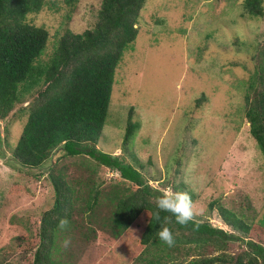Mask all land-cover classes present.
Returning a JSON list of instances; mask_svg holds the SVG:
<instances>
[{"label":"rangeland","instance_id":"1","mask_svg":"<svg viewBox=\"0 0 264 264\" xmlns=\"http://www.w3.org/2000/svg\"><path fill=\"white\" fill-rule=\"evenodd\" d=\"M102 3L47 0L39 14L29 15V23L50 35L42 63L50 60L67 31L83 34L93 29ZM244 3L146 0L138 38L116 71L98 145L105 153L121 155L131 117L139 129L127 160L155 190L187 192L194 220L210 222L240 237L228 246L227 253L233 256L244 253L250 239L264 243L259 230L252 228L248 234L236 230L225 224L221 213V209L230 210L248 226L261 225L264 220V156L251 135L245 100L249 84L260 73L258 60H264V16L244 15ZM31 101L24 98L0 122V154L5 156L0 158V264H34L42 219L56 201L51 168L56 173L64 169L66 181L78 189L94 179V186L104 194L114 188L137 190L87 156L63 158L56 153L39 170L15 166L12 155ZM97 212V224L88 212L74 217L79 229L65 234L59 243L65 263L143 264L138 260L145 249L136 242L139 232L116 238L107 226L100 225L111 213L107 199ZM65 239L71 240L68 247ZM205 250L210 257L221 252L215 247ZM201 251L184 253L182 260L198 258Z\"/></svg>","mask_w":264,"mask_h":264},{"label":"trees","instance_id":"2","mask_svg":"<svg viewBox=\"0 0 264 264\" xmlns=\"http://www.w3.org/2000/svg\"><path fill=\"white\" fill-rule=\"evenodd\" d=\"M46 2L0 0V122L24 98H32L27 122L13 151V164L20 169L39 170L47 167L56 153L63 158L87 156L97 167L117 173L123 182L137 190L114 188L110 194H104L94 186V179L88 180L84 189H78L66 181L64 169L56 173L51 166L49 177L56 201L42 219L34 264H66L59 243L65 234L79 229L74 217L88 212L96 217L97 224L100 216L97 211L106 199L111 213L100 225L107 226L116 238L138 231L136 242L145 247L142 257H138L143 264H264L261 241H246L247 250L233 256L227 253L228 246L240 237L210 222L193 220L187 226L181 225L172 213L158 209L156 197L163 193L155 190L144 174L127 160L131 141L139 129L131 117L121 155L98 149L109 115L116 71L138 38V24L146 0H103L96 26L83 34L67 31L50 60L42 63L49 32L27 20L29 15L39 14ZM243 8L244 15L250 18L264 16V0H245ZM258 64L260 73L251 81L245 95L246 117L251 135L264 156V60H258ZM0 158L5 156L0 154ZM221 213L226 225L246 234L253 228L264 236V220L261 225L248 226L230 210L221 209ZM64 218L69 224L62 229L59 225ZM162 227L172 231L173 246L169 247L159 238ZM82 235L89 240L87 234ZM191 247L204 251L198 258L182 260L184 253L195 250ZM207 247H215L221 251L220 255L208 256Z\"/></svg>","mask_w":264,"mask_h":264},{"label":"clouds","instance_id":"3","mask_svg":"<svg viewBox=\"0 0 264 264\" xmlns=\"http://www.w3.org/2000/svg\"><path fill=\"white\" fill-rule=\"evenodd\" d=\"M156 202L159 210L172 213L175 216L176 222L181 225L187 226L190 221L194 220L193 202L187 192H166L157 196ZM156 218L159 219L158 213ZM68 224V220L64 218L60 221L59 227L65 229ZM193 227H198V225L193 224ZM158 236L169 247L175 243L173 233L168 227H162L158 232ZM70 243V239L64 240L65 247H68Z\"/></svg>","mask_w":264,"mask_h":264}]
</instances>
